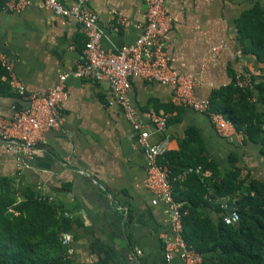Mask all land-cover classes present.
I'll list each match as a JSON object with an SVG mask.
<instances>
[{
    "label": "crops",
    "instance_id": "crops-1",
    "mask_svg": "<svg viewBox=\"0 0 264 264\" xmlns=\"http://www.w3.org/2000/svg\"><path fill=\"white\" fill-rule=\"evenodd\" d=\"M59 1L68 5L72 0ZM255 3L264 9V0H165L171 21L164 39L169 67L197 81L195 99L210 98L235 73L264 74V63L245 53L238 39L237 20ZM87 6L97 17L104 49L131 44L142 32V0H88ZM115 17L127 25L115 30ZM85 39L74 19L38 8L36 0L19 13L0 12V55L13 63L26 94H45L59 73H71L83 61ZM213 48L219 49L217 56ZM130 84V99L145 129H152L149 108L173 112L165 131L149 136L150 143L165 137L168 153L183 147L187 158L211 161L221 173L240 166L243 175L264 181L259 144L239 142L233 133L223 137L204 113L173 107L170 86L139 78ZM66 90L61 121L45 133L41 152L17 159L0 145V177L20 178L22 186L49 195L64 211L70 220L71 264H185L178 255L165 259L167 210L163 203L152 204L138 133L124 119L108 85L70 74ZM26 105L0 73V115L10 118ZM202 171L210 177V171ZM201 211L213 221L218 218L211 207ZM205 259L211 264L209 254Z\"/></svg>",
    "mask_w": 264,
    "mask_h": 264
},
{
    "label": "trees",
    "instance_id": "trees-1",
    "mask_svg": "<svg viewBox=\"0 0 264 264\" xmlns=\"http://www.w3.org/2000/svg\"><path fill=\"white\" fill-rule=\"evenodd\" d=\"M237 28L243 51L264 63V9L253 4ZM0 73L7 76L1 65ZM251 77L253 83L244 90L230 83L212 91L210 107L243 134V141L259 144L264 158V74ZM159 164L170 174L175 200L184 203L183 238L202 255L203 264H208L206 254L211 264H264V181L243 175L240 166L221 173L211 161L187 158L183 147L166 152ZM196 166L210 171V177L191 174L172 181L182 169ZM217 197L233 206L239 217L235 224H224L226 210L208 200ZM204 207L218 213L216 221L202 213ZM69 228L70 220L49 195L22 186L20 178L0 177V264H71L61 236Z\"/></svg>",
    "mask_w": 264,
    "mask_h": 264
},
{
    "label": "built area",
    "instance_id": "built-area-1",
    "mask_svg": "<svg viewBox=\"0 0 264 264\" xmlns=\"http://www.w3.org/2000/svg\"><path fill=\"white\" fill-rule=\"evenodd\" d=\"M145 5V22L141 34L131 44L116 49H104L101 46L102 31L97 24V17L88 6V0H72L68 5L59 0H36V6L50 10L53 15L74 19L85 30L83 61L77 63L71 73H59L54 85L45 94H26L25 89L14 76L13 63L0 55V65L5 70L10 87L20 96H24L27 105L15 110L10 118L0 115V145L9 149L17 159L29 158L42 151L39 147L47 131L58 126L61 111L67 100L66 82L70 74L81 79L92 78L105 82L114 96L115 103L121 108L124 119L138 133L137 142L142 148L146 164V188L152 193V204L163 203L167 210L169 234L164 238L165 259L170 261L178 255L185 264H203L202 255L195 252L183 238V202L175 200L173 185L168 170L159 164V159L168 150L165 137L156 143H150L152 134H162L173 112L157 111L149 108L147 116L152 129L144 128L137 116V111L130 99V80L139 78L147 82H156L172 88L171 104L173 107H188L204 113L217 133L223 137L235 134L240 142L243 134L237 132L233 124L222 114L210 107L209 98L197 100L193 90L197 81L175 74L169 67L165 48V35L171 29V21L164 10L165 0H142ZM32 5V0H0V12L19 13ZM121 17H115L113 27L126 26ZM219 49L213 48L217 56ZM233 86L244 90L251 86L253 79L247 73H235L231 79ZM201 166L186 167L179 171L172 181H183L189 175L204 176ZM221 209L228 207L225 197L209 198ZM239 220L231 209L223 216L226 225ZM62 241L69 245L71 236L62 233ZM68 252L71 249L68 248Z\"/></svg>",
    "mask_w": 264,
    "mask_h": 264
},
{
    "label": "water",
    "instance_id": "water-1",
    "mask_svg": "<svg viewBox=\"0 0 264 264\" xmlns=\"http://www.w3.org/2000/svg\"><path fill=\"white\" fill-rule=\"evenodd\" d=\"M233 208V206L231 204L228 205V207L226 208V214H229L231 209Z\"/></svg>",
    "mask_w": 264,
    "mask_h": 264
}]
</instances>
